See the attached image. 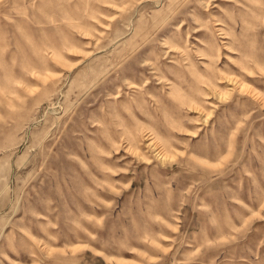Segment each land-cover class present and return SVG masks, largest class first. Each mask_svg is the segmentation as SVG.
Masks as SVG:
<instances>
[{"label": "rangeland", "instance_id": "obj_1", "mask_svg": "<svg viewBox=\"0 0 264 264\" xmlns=\"http://www.w3.org/2000/svg\"><path fill=\"white\" fill-rule=\"evenodd\" d=\"M0 264H264V0H0Z\"/></svg>", "mask_w": 264, "mask_h": 264}]
</instances>
